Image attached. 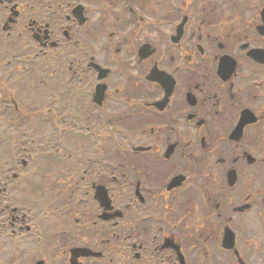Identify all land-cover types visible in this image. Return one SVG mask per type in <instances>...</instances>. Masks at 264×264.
<instances>
[{
	"label": "flooded vegetation",
	"instance_id": "flooded-vegetation-1",
	"mask_svg": "<svg viewBox=\"0 0 264 264\" xmlns=\"http://www.w3.org/2000/svg\"><path fill=\"white\" fill-rule=\"evenodd\" d=\"M0 264H264V0H0Z\"/></svg>",
	"mask_w": 264,
	"mask_h": 264
},
{
	"label": "rangeland",
	"instance_id": "rangeland-1",
	"mask_svg": "<svg viewBox=\"0 0 264 264\" xmlns=\"http://www.w3.org/2000/svg\"><path fill=\"white\" fill-rule=\"evenodd\" d=\"M113 78H114V77H113ZM113 78H112V79H113Z\"/></svg>",
	"mask_w": 264,
	"mask_h": 264
}]
</instances>
